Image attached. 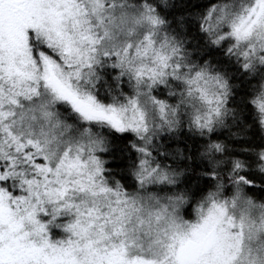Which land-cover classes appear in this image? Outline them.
Segmentation results:
<instances>
[{
	"label": "snow or ice",
	"instance_id": "6c2138e0",
	"mask_svg": "<svg viewBox=\"0 0 264 264\" xmlns=\"http://www.w3.org/2000/svg\"><path fill=\"white\" fill-rule=\"evenodd\" d=\"M0 264H264V0H0Z\"/></svg>",
	"mask_w": 264,
	"mask_h": 264
}]
</instances>
